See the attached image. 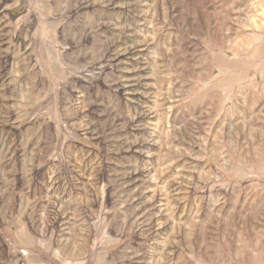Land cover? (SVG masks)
<instances>
[{
	"label": "rangeland",
	"instance_id": "374dc122",
	"mask_svg": "<svg viewBox=\"0 0 264 264\" xmlns=\"http://www.w3.org/2000/svg\"><path fill=\"white\" fill-rule=\"evenodd\" d=\"M0 264H264V0H0Z\"/></svg>",
	"mask_w": 264,
	"mask_h": 264
}]
</instances>
